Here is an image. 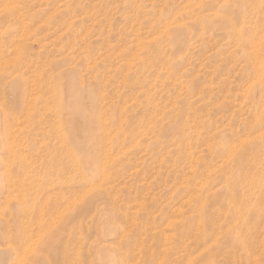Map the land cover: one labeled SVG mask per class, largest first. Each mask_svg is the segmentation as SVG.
I'll list each match as a JSON object with an SVG mask.
<instances>
[{"label":"rangeland","instance_id":"374dc122","mask_svg":"<svg viewBox=\"0 0 264 264\" xmlns=\"http://www.w3.org/2000/svg\"><path fill=\"white\" fill-rule=\"evenodd\" d=\"M198 263L264 264V0H0V264Z\"/></svg>","mask_w":264,"mask_h":264},{"label":"bare ground","instance_id":"6f19581e","mask_svg":"<svg viewBox=\"0 0 264 264\" xmlns=\"http://www.w3.org/2000/svg\"><path fill=\"white\" fill-rule=\"evenodd\" d=\"M53 92V91H52ZM54 94V92L52 93V95ZM53 97H55V94H54V96ZM56 98V97H55ZM61 98V97H60ZM6 117V116H5ZM257 133H258V131H257ZM3 134V133H2ZM1 134V135H2ZM244 139V138H243ZM67 146V145H66ZM230 146V145H229ZM233 146V145H232ZM232 146L230 147V148H232ZM68 147V146H67ZM263 148V147H262ZM70 150V149H69ZM231 150V152H232V149H230ZM234 150V149H233ZM227 151V150H226ZM261 151H263V150H261ZM71 152V151H70ZM227 152H229V151H227ZM231 152H230V154H231ZM224 153V152H223ZM237 153V152H236ZM259 153V152H258ZM263 153V152H262ZM233 154H235V153H232V155ZM70 155V154H69ZM228 156H229V154H227ZM236 155V154H235ZM234 156V155H233ZM224 158V157H223ZM259 158V157H258ZM260 159V158H259ZM75 160V159H74ZM77 161V160H76ZM78 164V163H77ZM101 168H102V165H101ZM100 170V169H99ZM103 170V169H102ZM106 173V172H105ZM100 174H102V173H100ZM100 176V175H99ZM83 177H84V175H83ZM85 177H87V176H85ZM103 177V176H102ZM101 177V178H102ZM82 178V177H81ZM104 179V178H103ZM93 180V179H92ZM102 180V179H101ZM90 181H91V179H90ZM60 183V182H59ZM92 184V183H91ZM87 185H89V184H87ZM59 186V185H58ZM70 198V197H69ZM200 253V252H199ZM205 258V257H204ZM203 258V259H204ZM199 264V263H198Z\"/></svg>","mask_w":264,"mask_h":264}]
</instances>
